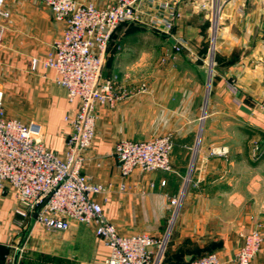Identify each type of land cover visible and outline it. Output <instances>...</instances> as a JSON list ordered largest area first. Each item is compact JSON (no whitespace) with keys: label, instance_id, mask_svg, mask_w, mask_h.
<instances>
[{"label":"crops","instance_id":"0c3cea01","mask_svg":"<svg viewBox=\"0 0 264 264\" xmlns=\"http://www.w3.org/2000/svg\"><path fill=\"white\" fill-rule=\"evenodd\" d=\"M77 1L102 7L115 0ZM200 1L179 0V21L189 16L190 4L195 7ZM5 6L10 16L0 21L5 26L0 42V95L11 115L40 124L45 146L62 156L72 131L64 116L76 111L77 102L67 100L54 70L41 64L31 69V59L46 53L61 34L62 24L40 0H5ZM221 10L220 19L227 22L222 21L218 29L207 104L204 50L197 43L188 42L174 62L157 70L153 59L138 53L130 56L126 53L130 47L124 46L106 56L102 71L103 78L116 76L117 87L127 96L113 106L97 104L94 138L81 172L106 188L94 200L119 233L166 236L159 264H189L209 252H215L222 264H236L232 258L240 234L258 220L264 236V156L253 163L249 142L255 134L248 138L246 132L254 129L260 135V156L264 112L256 102L264 83V0H226ZM228 81L239 88V104L227 88ZM142 83L145 91L139 90ZM237 120L247 122V127ZM167 134L172 141L171 171L134 169L126 177L120 174L113 153L118 140ZM221 148L226 152L211 153ZM181 192L172 219L170 199ZM16 207L12 189H0V264H14L17 257L23 261L24 252L64 264H102L108 255L93 227L71 222L69 229L51 232L31 217L18 215ZM13 250L18 251L17 257ZM157 254L155 246V259ZM250 264H264V241Z\"/></svg>","mask_w":264,"mask_h":264},{"label":"built area","instance_id":"2783aa9c","mask_svg":"<svg viewBox=\"0 0 264 264\" xmlns=\"http://www.w3.org/2000/svg\"><path fill=\"white\" fill-rule=\"evenodd\" d=\"M40 1L52 18L62 24V30L42 57L31 59V69L41 64L54 70L57 83L66 90L67 100L77 102L76 111L64 116L72 131L61 156L45 146L40 124L7 116L0 95V189L9 186L17 203L15 212L31 217L34 224L48 231H65L71 222L93 227L94 234L108 249L102 264H159L158 256L166 236L159 239L147 232L119 233L105 216L101 204L94 200V195L106 188L93 183L81 169L94 138L97 104L113 106L127 96L117 87L116 76L103 78L101 75L108 42L120 24H144L159 30L171 41L161 62L174 60L188 43L174 30L180 16L179 0H115L102 7L90 1ZM211 1L210 6L207 0H202L195 7H209L219 18L226 0ZM9 16L5 0H0V21ZM4 30L5 26L0 24V42ZM227 88L239 104L236 84L228 81ZM139 90L145 91L146 84L142 83ZM257 106L264 112V91ZM171 147V136L167 134L149 140L120 139L114 144L113 153L119 161L120 174L126 177L134 169L171 171ZM225 152L223 148L211 150L212 154ZM164 183L162 180L161 184ZM120 188H124L123 183ZM181 198L182 192L170 199L172 219ZM262 228L263 223L255 220L249 231L240 234L241 243L232 261L250 264L263 244ZM155 246L158 247L156 259L153 257ZM189 264H222V261L215 252H210L192 259Z\"/></svg>","mask_w":264,"mask_h":264},{"label":"rangeland","instance_id":"374dc122","mask_svg":"<svg viewBox=\"0 0 264 264\" xmlns=\"http://www.w3.org/2000/svg\"><path fill=\"white\" fill-rule=\"evenodd\" d=\"M207 2L210 4L212 3L211 0H207ZM194 3V2H193ZM197 3H194L196 5ZM222 11V10H221ZM186 12L189 14L187 18H184L183 21H179L180 17L182 16L181 11L179 10L180 16L177 20V23L175 25V32L177 34L183 35L188 42L191 43H197L200 44L201 49H203V58L205 60V69H206V89H207V96H206V104L208 103L209 99V93H210V87H211V79L214 77V60L217 56L216 51V44H217V35H218V29L220 26H222V21L227 22V19H220L216 18L213 15V10L211 8H195L193 7V4H190L189 8L186 9ZM221 15V12H220ZM221 20V22H220ZM186 21V22H185ZM134 29H139L141 31V34L138 36L139 40L136 42V44L129 48V50H126V53H133L136 55L137 53L140 55L145 56L146 58L153 59L154 64H157L156 67L153 68L160 69V65H166V63L161 62V58L163 57L165 51L169 49L170 45L167 40V37L160 32L159 30L149 27L144 24H138V23H128L122 25L117 31L121 32L119 34L120 36L126 34L127 32H130ZM115 43L112 41L111 44L108 47L107 50V57L110 56L113 52L117 51L115 50ZM132 54H130L131 56ZM179 54L176 55V58L174 60H171V63L174 62ZM137 56V55H136ZM106 57L104 59L105 63ZM104 69V64L102 67V71ZM104 73V72H103ZM102 75V73H101ZM105 78V77H104ZM237 86V85H236ZM238 87V86H237ZM261 87H263L264 91V83L261 84ZM239 89V88H238ZM263 93V92H262ZM259 97L258 99H260ZM8 105L4 104L5 112L8 111L7 107ZM7 107V108H6ZM256 107L257 102H256ZM260 110V109H259ZM261 111V110H260ZM7 116H13L20 118L18 115H14L11 113L6 112ZM21 119V118H20ZM22 120V119H21ZM24 121V120H23ZM25 122V121H24ZM28 123V122H25ZM237 123L241 124V127H247V122H244L243 120H237ZM255 134L250 139L249 142V154L253 158H257V153L259 150V139L260 135L256 133H252V135ZM23 253V252H22ZM18 251L13 250V256L17 257ZM24 259L23 261L17 259L14 264H64L62 260L59 262L55 259H52L51 257L47 256H39L33 253L24 252L23 253Z\"/></svg>","mask_w":264,"mask_h":264},{"label":"trees","instance_id":"16d2710c","mask_svg":"<svg viewBox=\"0 0 264 264\" xmlns=\"http://www.w3.org/2000/svg\"><path fill=\"white\" fill-rule=\"evenodd\" d=\"M124 24H128V23H122L119 25V27L117 28V30ZM116 30V32H117ZM115 32V34H116ZM114 34V35H115ZM141 34V31L139 29H134L130 32H127L126 34H124L123 36H121L120 38L118 36H116L115 38L112 36L110 41L108 42L107 44V48H106V54H107V50H108V47L109 45L111 44V42L113 41L115 43V48L118 50V49H121L123 48L124 46H129V47H132L136 44V42L139 40V35ZM107 55H105L106 57ZM254 129L252 130H249V131H246L247 134H248V137H251L252 136V133H253ZM264 156V151L263 153L258 156L253 163H256L258 160H260L262 157ZM210 253V252H209ZM206 254V253H205ZM203 255V254H202ZM201 256V255H200ZM199 257V256H198ZM194 259V258H193Z\"/></svg>","mask_w":264,"mask_h":264},{"label":"water","instance_id":"95a60500","mask_svg":"<svg viewBox=\"0 0 264 264\" xmlns=\"http://www.w3.org/2000/svg\"><path fill=\"white\" fill-rule=\"evenodd\" d=\"M113 37L115 38L116 36L114 35Z\"/></svg>","mask_w":264,"mask_h":264}]
</instances>
